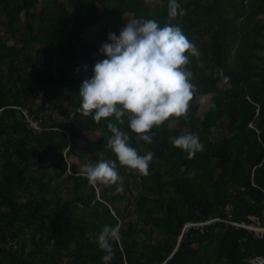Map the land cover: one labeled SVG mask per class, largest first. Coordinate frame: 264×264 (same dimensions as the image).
Returning a JSON list of instances; mask_svg holds the SVG:
<instances>
[{
  "label": "trees",
  "instance_id": "obj_1",
  "mask_svg": "<svg viewBox=\"0 0 264 264\" xmlns=\"http://www.w3.org/2000/svg\"><path fill=\"white\" fill-rule=\"evenodd\" d=\"M179 2L186 11L171 17L169 0H54L40 9L39 0H0V264H104L97 237L117 224L109 264H248L264 256V239L245 229L186 228L213 218L264 221V0ZM139 17L182 27L199 52L188 64L196 89L185 115L154 126L152 143L125 117L119 126L130 143L154 157L148 174L137 169L135 183L124 180L117 191L90 183L69 159L119 167L108 146V121H119L84 115L79 93L108 34ZM201 97L209 98L204 114ZM23 110L42 120L41 132ZM190 132L203 144L194 155L173 143ZM80 139L92 154L79 150Z\"/></svg>",
  "mask_w": 264,
  "mask_h": 264
},
{
  "label": "clouds",
  "instance_id": "obj_2",
  "mask_svg": "<svg viewBox=\"0 0 264 264\" xmlns=\"http://www.w3.org/2000/svg\"><path fill=\"white\" fill-rule=\"evenodd\" d=\"M185 11L179 0H169L171 17ZM100 51L104 58L97 60L93 74L83 80L78 110L96 122L115 116L119 124L108 121L113 133L108 146L121 165L146 175L154 152L141 154L119 125L126 117L128 127L143 141L152 143L149 133L154 126L173 115H185L196 89L188 64L191 55H199L198 49L180 25L161 26L158 20L139 17L127 21L119 34L110 32ZM173 143L189 155L203 148L198 133L181 134L173 138ZM85 173L90 183L117 185L116 190L123 191L124 177L116 160L99 159L87 166ZM97 240L105 250L101 259L109 264L115 254L112 241L120 240V225H105Z\"/></svg>",
  "mask_w": 264,
  "mask_h": 264
},
{
  "label": "built area",
  "instance_id": "obj_3",
  "mask_svg": "<svg viewBox=\"0 0 264 264\" xmlns=\"http://www.w3.org/2000/svg\"><path fill=\"white\" fill-rule=\"evenodd\" d=\"M23 113L26 117V122L29 127L36 132L42 131V120L37 119L33 115H31L27 110H23ZM216 222H224L227 225H232L236 228H242L247 230L249 233L253 234L256 239H264V221L261 218L254 217L252 222H235L231 219H221V218H213L206 222L201 223H190L186 226V228H196L203 232V229L213 223ZM248 264H264V256H254L247 260Z\"/></svg>",
  "mask_w": 264,
  "mask_h": 264
},
{
  "label": "rangeland",
  "instance_id": "obj_4",
  "mask_svg": "<svg viewBox=\"0 0 264 264\" xmlns=\"http://www.w3.org/2000/svg\"><path fill=\"white\" fill-rule=\"evenodd\" d=\"M48 2H54V0H39L38 8L40 9L43 4L46 5V4H48ZM109 23H110V20H108L106 22V24H109ZM97 30L98 29H93L92 31H89L87 33V36H91L92 33H96ZM208 108H209V98H204V99L200 100V114H204L208 110ZM57 116L59 119H63V121H66V122L70 121V119H68V118L66 119V118L58 115V113L56 112V117ZM89 138L91 140H94V139L98 138V134H91V135H89ZM77 144H78L79 150L85 151L87 156L93 153V149L89 146L90 142H87V141L80 139V140H78ZM69 160H70V163L73 162L75 164H78L82 171H85L86 167L90 165L89 162L86 161V159L81 160L79 157H73ZM118 166H119L118 168L121 171V172H119V174L124 177V180L129 181V182L134 184L135 179L132 177V173L133 174L136 173L137 169L131 168L129 166L121 165V164H118ZM43 169H44V166L39 167L40 171H43ZM129 174H131V177H125L126 175H129ZM134 191L136 192V189H134Z\"/></svg>",
  "mask_w": 264,
  "mask_h": 264
},
{
  "label": "water",
  "instance_id": "obj_5",
  "mask_svg": "<svg viewBox=\"0 0 264 264\" xmlns=\"http://www.w3.org/2000/svg\"><path fill=\"white\" fill-rule=\"evenodd\" d=\"M181 240V239H180Z\"/></svg>",
  "mask_w": 264,
  "mask_h": 264
}]
</instances>
